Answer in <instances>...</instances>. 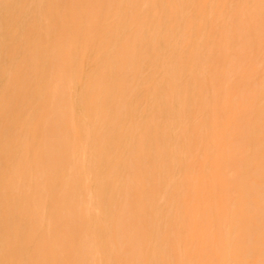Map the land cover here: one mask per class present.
<instances>
[{
  "label": "bare ground",
  "instance_id": "1",
  "mask_svg": "<svg viewBox=\"0 0 264 264\" xmlns=\"http://www.w3.org/2000/svg\"><path fill=\"white\" fill-rule=\"evenodd\" d=\"M0 264H264V0H0Z\"/></svg>",
  "mask_w": 264,
  "mask_h": 264
}]
</instances>
